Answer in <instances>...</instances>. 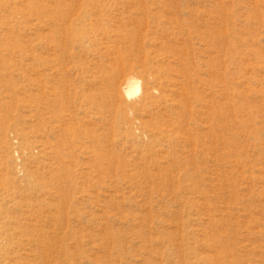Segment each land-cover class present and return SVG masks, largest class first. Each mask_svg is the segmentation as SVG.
<instances>
[{"label":"rangeland","instance_id":"rangeland-1","mask_svg":"<svg viewBox=\"0 0 264 264\" xmlns=\"http://www.w3.org/2000/svg\"><path fill=\"white\" fill-rule=\"evenodd\" d=\"M0 264H264V0H0Z\"/></svg>","mask_w":264,"mask_h":264},{"label":"bare ground","instance_id":"bare-ground-1","mask_svg":"<svg viewBox=\"0 0 264 264\" xmlns=\"http://www.w3.org/2000/svg\"><path fill=\"white\" fill-rule=\"evenodd\" d=\"M139 82H136L135 80H133V79H128V81H127V83H126V85H127V87H126V92L128 93V94H131V93H133V92H137L138 90H139Z\"/></svg>","mask_w":264,"mask_h":264}]
</instances>
